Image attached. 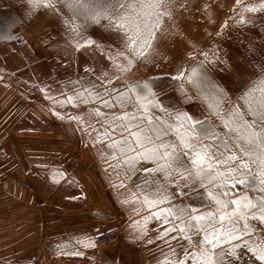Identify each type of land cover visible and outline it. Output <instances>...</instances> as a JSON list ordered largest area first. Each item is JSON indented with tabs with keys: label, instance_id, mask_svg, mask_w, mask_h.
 <instances>
[{
	"label": "rangeland",
	"instance_id": "obj_1",
	"mask_svg": "<svg viewBox=\"0 0 264 264\" xmlns=\"http://www.w3.org/2000/svg\"><path fill=\"white\" fill-rule=\"evenodd\" d=\"M204 1L207 3L208 0H190L189 5L180 10V16L189 15L196 22L192 35L184 45L197 41L193 38L207 36L197 30L198 27L200 28L198 18L202 14L208 15L209 19L213 15L211 9L204 7ZM247 3L259 4L260 0ZM57 6L59 7V4ZM61 11L67 15L66 9ZM236 11L239 9H236V6L231 7L230 3L223 8L216 31L207 38L204 37L208 45L191 56L185 55V49L182 47L173 53L175 41L184 32L172 33L168 37L165 32L164 36L167 38L164 37L163 40L166 41L158 45V54L153 60L147 64L138 61L129 75L137 80L157 78L152 86L158 98L165 107L174 106L180 110L181 103L186 102L178 91L180 84L171 79L178 69L191 70L193 67H198L202 75L207 78L204 84L210 90L213 83L224 84L228 79L222 71L225 64L221 62H227V65L241 64L248 68L249 62L258 64L264 61V11L245 13L244 24L236 22ZM28 13V0H0V22H16L10 31L0 26V223L4 226L15 223L17 229L29 226L32 234L41 238L44 236L43 231L46 230L48 246L46 255L76 252L87 255L89 253L87 250L98 248L84 247L78 241L91 238L94 242L98 234L108 229H119L110 227V215L107 213L109 209H103L104 202L87 200L84 198L86 194L84 197L68 199L62 203L60 200L55 201V192H48L50 196L47 198V211L40 214L39 201L42 199L39 198L38 174L40 167L45 171L44 168L47 166L46 172H49L50 167L63 164L64 162L61 161L64 154L85 151L83 148L86 146L76 145L74 138L85 137L88 131H94L86 128L87 121L92 119V115L86 111L89 101L87 91L90 94V89L96 88L99 92L97 87L107 84L113 77L115 69L107 59V53L111 46L114 54L115 36L108 27V19L102 14L99 22L90 21L86 30L81 29L78 37L81 43L91 38L102 45V49H97L95 46L78 49L70 39L73 34L65 28L61 16L46 9H40L31 16ZM174 14L177 15L176 12ZM42 17L45 19V24L34 27L37 36L40 33L47 34L46 39L52 40L49 44L46 43L47 49L41 50L45 53L46 60L44 57L41 59L38 57L37 52L28 45L24 37L27 26ZM174 19L177 20L175 15ZM225 24L227 26L222 27ZM49 25H56L57 31L51 32L54 26ZM188 26L191 27L192 24ZM48 27L51 29L48 30ZM59 34L60 36L57 37ZM5 35H11L13 38L4 39ZM56 38L64 40L65 45L57 44ZM168 44L170 47L167 46ZM61 51L65 52L64 56H55V53ZM205 52L208 54L207 60L201 54ZM249 77L256 79L251 75L250 68L246 79ZM112 82L113 93L123 90L115 79ZM240 83L238 80H231L230 87L235 91ZM186 85L185 83L188 89ZM80 89L81 94L71 95ZM191 89L196 91L194 88ZM188 92L195 97L196 92L193 94L189 89ZM67 97H75V99L71 103L61 104L60 102L66 101ZM54 113H59V116ZM155 114L160 115L158 112ZM69 117L79 119H69ZM218 131L223 130L218 128ZM244 159L247 160L246 157ZM29 164L30 169H25ZM250 167L252 172L247 182L230 189L229 195L232 198L248 196L254 203H258L264 193L260 191L258 169L255 165ZM26 170L29 172L27 173ZM53 189L52 186H47L48 191ZM246 216L252 236L244 235L243 240L238 242L240 248L245 251L248 250L244 246L245 241L249 244L264 242V224L252 219L250 214ZM45 223L46 228L43 227ZM243 223L240 222V227ZM120 240L121 236L116 243ZM116 243L107 247L110 248ZM196 243L199 246V242ZM229 248L230 245L223 246L225 253L230 251ZM191 250H195V247L193 246ZM42 258L43 255L38 258L39 264H43ZM225 260L231 264V259L227 255ZM239 260L241 264H246L247 257L240 256Z\"/></svg>",
	"mask_w": 264,
	"mask_h": 264
},
{
	"label": "snow or ice",
	"instance_id": "obj_2",
	"mask_svg": "<svg viewBox=\"0 0 264 264\" xmlns=\"http://www.w3.org/2000/svg\"><path fill=\"white\" fill-rule=\"evenodd\" d=\"M174 2L175 0H28V14L31 16L40 9H46L61 16L65 28L73 34L70 39L78 49L86 46L102 49L103 46L91 38L81 43L78 37L81 29L86 30L90 21L99 22L102 14L108 19V27L112 30L116 43L114 54L111 46L107 53V59L115 69L108 83L111 84L113 79L120 83L124 91L117 90L116 99L122 102L132 101L134 111L140 113L139 117L124 113L117 118L129 121L125 130L134 138L136 148L141 149L136 155L155 163V168H145V171L162 173L164 179L175 184V190L180 196L185 195V189L195 191L198 185L207 197V203L200 201L198 204H171V194L163 186L156 190L154 198L149 195L143 197V203L149 209H158L144 218H155L161 224L158 240L167 242V239L182 237L188 242V248H192V234H202L199 251L185 248L183 257H180L175 250L170 249L176 259L165 260L164 264H228L226 255L231 259V264H238V242L243 240L244 235L252 236L246 214L264 224V195L258 203H254L248 196L232 198L229 195L230 189L247 182L252 172L250 165H255L258 169L260 191L264 193V61L258 64L249 62L248 68L241 64L227 65V62H221L225 64L222 71L228 79L224 84L213 83L210 90L204 84L207 78L198 67L191 70L178 69L171 79L180 84L178 91L184 102L198 100L207 116L197 119L194 113L178 110L174 106L165 107L152 86L157 78L137 80L129 73L138 61L150 63L158 54L159 42L164 38V33L169 31L168 22L174 19ZM179 6L183 8L186 5L180 3ZM235 6L239 9L236 11V22L244 24L245 13L264 11V0H260L259 4L235 0ZM61 9H66L67 15ZM14 23L16 22L3 21L0 26L10 31ZM3 38L13 37L5 35ZM201 54L207 60L208 54ZM249 68L256 79H246ZM231 80L241 82L235 91L230 87ZM181 81L184 83H180ZM185 83L196 90L195 97L189 94ZM74 99L75 97H67L66 101L60 103H71ZM102 103L105 106L108 104L107 101ZM156 112L160 115H156ZM97 113L100 114L99 110ZM54 114L59 116V113ZM132 121L137 123L132 124ZM132 128L136 130L132 131ZM218 128L223 131H218ZM168 136L174 137V142L164 139ZM122 144L123 141H115L113 146ZM123 151L124 148L121 147V152ZM120 186L124 187L123 183ZM161 205L168 206L160 207ZM241 221L244 222L242 227ZM78 243H82L84 247L95 246L91 238ZM226 244L231 246V251L227 253L223 249ZM244 246L254 258L253 264H264V242L249 244L245 241Z\"/></svg>",
	"mask_w": 264,
	"mask_h": 264
},
{
	"label": "crops",
	"instance_id": "obj_3",
	"mask_svg": "<svg viewBox=\"0 0 264 264\" xmlns=\"http://www.w3.org/2000/svg\"><path fill=\"white\" fill-rule=\"evenodd\" d=\"M252 1L255 0H246V2ZM177 2L178 0H175L173 3V10ZM229 3L231 7L235 6V0H208L207 3L204 1V4H207L206 8L213 11V15L209 19L208 15L204 16L202 14L198 18L200 28L198 27L197 30L207 36L215 32L221 18V10L226 8ZM175 16L177 20L169 21V31L165 35L168 37L172 33H184L175 41L173 53L176 49H181L180 47H182L185 49V55L191 56L203 46L208 45L205 39L207 36L193 38V40L197 41L190 45H184L186 40L192 35L196 22L189 15ZM44 21L43 17L38 18L24 30L26 42L37 52L40 59L45 54L41 50L47 49L46 43L49 44L52 41L46 39L47 34L43 35L38 32L40 33L39 36L36 35V27L34 26L44 25ZM190 23L192 26L187 29ZM50 27H48V30L51 29ZM52 28L54 29L51 32L57 31L56 25ZM40 35L43 36L41 37ZM59 36L60 34L57 37ZM164 37L167 38L166 36ZM55 41L59 45H65L64 40L60 38H56ZM165 41L162 39L159 44ZM167 46L170 47V44ZM63 53L65 52L55 53V56H64ZM44 59L46 60L47 58L44 57ZM97 88L99 92L96 91V88H91L90 94L86 90L87 98L89 99L86 111L92 115V119L87 121L86 128L94 131H88L85 137L74 138L76 145L86 146L83 148L85 151L64 154L63 161H61L64 163L50 167L49 172H46L48 171L47 166L44 168L45 171L41 167L39 168V198L42 199L39 201L40 214H43V211H47V198L50 196L48 192H55V201L60 200L62 203L68 199L84 197V194H86L87 196L84 198L89 201L104 202L103 209H109L107 213L110 215V227L121 230L119 243L114 244L110 248L87 250L88 254H93L96 264H113V262L115 264H164L165 260L176 259L170 249L175 250L177 255L183 257L184 249L188 248V242L182 237H177L175 240L166 238L167 242L158 240L157 236L161 224L155 218L144 219L150 216V212H155L158 209H149L143 203V197L149 195L154 198L157 194L156 190L163 186L167 193L171 194V204L179 205L181 202L184 204H198L200 201L207 203V197L203 195L204 190L197 185L195 191L185 189V195L180 196L175 190V184H170L168 180L164 179L162 173L146 172L145 168L153 169L156 164L136 155L141 149L136 148L134 138L129 135V131L125 130L129 121L117 119L124 113L137 117L140 116V113L134 111L135 106L132 101L122 102L117 100L118 93L115 94L111 91V84L107 83ZM188 89L193 94L196 92L190 86H188ZM123 91L124 89L120 90V92ZM81 93L80 89L75 93H71V95L75 96ZM102 101H107V106ZM179 108L180 110L194 113L197 119L207 116V112L198 100L191 103H181ZM97 110H99L100 114L97 113ZM131 123L135 124L137 121H132ZM141 127H144V125H141ZM100 129L101 132H99ZM131 130L135 131L136 129L132 128ZM164 139L174 142L175 138L168 136L164 137ZM115 141H123V144L113 146ZM121 147L124 148L123 152H121ZM129 148L135 150L128 151ZM27 168L28 170L30 169V164L27 167L25 166V169ZM28 175L31 176L30 174ZM122 183L124 187L120 186ZM47 186H52L54 189L48 191ZM12 203L15 204V202ZM167 206L161 205L160 207ZM15 225L14 223L4 226L3 223H0V264H39L38 258L41 255L45 256V253L48 252L46 230L43 231L44 236L41 238V236L37 237L32 234L29 226L17 229ZM39 227L42 228V226ZM43 227L46 228V223ZM201 238V234H192V244L196 251H199V246L196 242H199ZM149 241L152 242L149 243ZM196 244L198 247L195 246ZM188 250L192 251L191 248H188ZM229 250L231 251V248ZM236 253L238 264H241L240 256L247 257L246 264H253L254 258L248 250L245 251L239 247L236 249Z\"/></svg>",
	"mask_w": 264,
	"mask_h": 264
},
{
	"label": "built area",
	"instance_id": "obj_4",
	"mask_svg": "<svg viewBox=\"0 0 264 264\" xmlns=\"http://www.w3.org/2000/svg\"><path fill=\"white\" fill-rule=\"evenodd\" d=\"M190 0H178L176 7L174 8V12L177 13L178 16L181 15L180 3H184L185 5H189ZM176 15V14H174ZM189 26L187 27V29ZM121 230L120 229H108L95 237V246L96 248H104L113 243H116L120 239ZM43 264H96L94 256L91 254L87 255H73V254H56V255H45L42 258Z\"/></svg>",
	"mask_w": 264,
	"mask_h": 264
}]
</instances>
